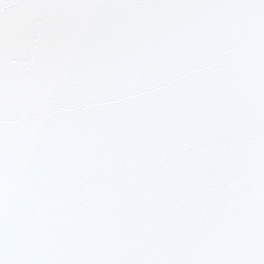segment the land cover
Returning <instances> with one entry per match:
<instances>
[{
	"label": "snow or ice",
	"instance_id": "6c2138e0",
	"mask_svg": "<svg viewBox=\"0 0 264 264\" xmlns=\"http://www.w3.org/2000/svg\"><path fill=\"white\" fill-rule=\"evenodd\" d=\"M0 264H264V0H0Z\"/></svg>",
	"mask_w": 264,
	"mask_h": 264
}]
</instances>
